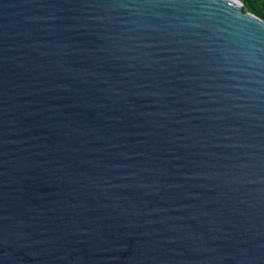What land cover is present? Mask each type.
Listing matches in <instances>:
<instances>
[{
	"label": "water",
	"instance_id": "95a60500",
	"mask_svg": "<svg viewBox=\"0 0 264 264\" xmlns=\"http://www.w3.org/2000/svg\"><path fill=\"white\" fill-rule=\"evenodd\" d=\"M0 264H264V20L0 0Z\"/></svg>",
	"mask_w": 264,
	"mask_h": 264
},
{
	"label": "trees",
	"instance_id": "16d2710c",
	"mask_svg": "<svg viewBox=\"0 0 264 264\" xmlns=\"http://www.w3.org/2000/svg\"><path fill=\"white\" fill-rule=\"evenodd\" d=\"M245 12L252 13L264 20V0H241Z\"/></svg>",
	"mask_w": 264,
	"mask_h": 264
},
{
	"label": "rangeland",
	"instance_id": "374dc122",
	"mask_svg": "<svg viewBox=\"0 0 264 264\" xmlns=\"http://www.w3.org/2000/svg\"><path fill=\"white\" fill-rule=\"evenodd\" d=\"M238 2H240V3H243L241 0H237Z\"/></svg>",
	"mask_w": 264,
	"mask_h": 264
}]
</instances>
